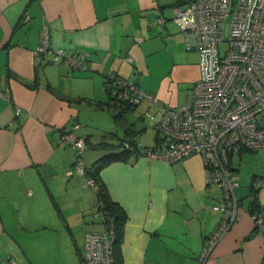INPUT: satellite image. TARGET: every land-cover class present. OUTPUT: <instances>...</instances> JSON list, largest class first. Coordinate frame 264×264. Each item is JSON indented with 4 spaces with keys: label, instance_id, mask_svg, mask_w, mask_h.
Masks as SVG:
<instances>
[{
    "label": "crops",
    "instance_id": "0c3cea01",
    "mask_svg": "<svg viewBox=\"0 0 264 264\" xmlns=\"http://www.w3.org/2000/svg\"><path fill=\"white\" fill-rule=\"evenodd\" d=\"M181 1L0 0V264H40V255L52 254L79 261L85 233L103 230L88 175L75 169L76 150L60 142L62 131L79 124L84 167L119 151L127 126L142 145L156 143L160 110L146 99L114 107L108 74L164 107L191 103L199 55L172 18ZM44 26L51 50L37 54ZM57 49L84 52L85 68L55 61ZM130 110L142 119L139 128ZM121 111L123 122L115 121ZM230 166L238 219L200 262L220 217L211 206L221 197L201 156L166 162L130 155L104 165L101 180L125 214L121 264H264V222L255 225L248 208L255 179L264 178V147L232 153ZM256 202L264 219V186Z\"/></svg>",
    "mask_w": 264,
    "mask_h": 264
},
{
    "label": "built area",
    "instance_id": "2783aa9c",
    "mask_svg": "<svg viewBox=\"0 0 264 264\" xmlns=\"http://www.w3.org/2000/svg\"><path fill=\"white\" fill-rule=\"evenodd\" d=\"M172 18L184 33L186 46L199 55V76L191 103L164 107L152 94L112 73L104 86L111 95L130 103L149 100L161 112L155 124L156 143L149 147L135 139L134 145L125 142L126 148L134 147L136 156L166 162L197 153L203 160L207 182L220 189L221 197L211 206L220 217L204 239L199 256L204 262L238 219L240 201L234 191L237 181L230 166L232 153L264 147V0H182L173 8ZM222 41L228 43L223 52L219 50ZM50 50L49 32L44 26L35 52L46 54ZM55 55L54 60L65 66L85 68L84 52L57 49ZM0 96L5 97L1 90ZM78 127L74 123L62 131L60 142L76 150L75 169L84 173L86 144L75 133ZM87 183L94 184L90 177ZM261 186L264 178H256L253 189ZM95 216L103 230L85 233L80 264H115L112 217L102 205L95 206ZM251 216L257 226L264 222L259 212Z\"/></svg>",
    "mask_w": 264,
    "mask_h": 264
},
{
    "label": "trees",
    "instance_id": "16d2710c",
    "mask_svg": "<svg viewBox=\"0 0 264 264\" xmlns=\"http://www.w3.org/2000/svg\"><path fill=\"white\" fill-rule=\"evenodd\" d=\"M114 75V74H113ZM115 77H118L114 75ZM121 78V77H120ZM124 81H127L126 79L121 78ZM109 79L108 76L105 77L104 83H108ZM129 82V81H128ZM135 84V83H134ZM109 93V92H108ZM110 95V103L114 107H121V110H125L127 108H132L134 103H130L126 100H122L120 98H117L116 95ZM123 111L118 112L115 114V121H122L123 118L121 116L123 115ZM119 119V120H118ZM123 122V121H122ZM127 133L129 132V136L125 139H123L120 144H117V146L120 145L121 149L119 151L116 150H110L108 153L104 154L100 158H98L92 165L91 168L88 170H85L84 167V172L88 175V177L92 178L93 180V185H90L91 188L93 189L95 193V206L102 205L104 210L107 212L108 215L112 217L113 220V225H114V241H113V246H114V257H115V264H121V256H120V244L122 240V234H123V224L125 221V214L123 210L120 208L118 204L113 202L111 198L109 197L107 190L104 186L103 181L101 180V177L99 175L100 169L108 164L111 161H116V160H126L130 155H135L136 149L133 150L126 148L124 146V143L129 141L132 143V145L135 144V139H137L135 134L131 133V128L129 126L126 127ZM131 134V136H130ZM101 146L107 145L110 146L112 145L110 142H101ZM251 196L252 199L248 203V208L250 213H255L258 212L257 210V202H256V190L252 188L251 191ZM80 259V258H79ZM80 264V260H79Z\"/></svg>",
    "mask_w": 264,
    "mask_h": 264
},
{
    "label": "rangeland",
    "instance_id": "374dc122",
    "mask_svg": "<svg viewBox=\"0 0 264 264\" xmlns=\"http://www.w3.org/2000/svg\"><path fill=\"white\" fill-rule=\"evenodd\" d=\"M225 28H227V24H226V27ZM227 36H228V31L226 29L225 30V39L227 38ZM227 47H228L227 41H222V42L219 43V50L221 52H223L225 49H227ZM133 111L134 110H130L128 112V115L131 117V119H133V121L138 125V128H139L141 125H143L142 119H140V117L135 112H133ZM145 120H146L145 123L150 128L149 125H150V122H151V118H148L147 117ZM149 128H148V130H149ZM89 159H91V156L89 157ZM97 159L98 158H96V160ZM91 165L92 164H89V165L86 164L85 167L89 169L91 167ZM38 262L40 264H79V261L78 260H75V259L74 260L73 259L72 260L71 259L66 260L65 258H62L59 255H55V254L48 255L46 257H43V255H40L38 257Z\"/></svg>",
    "mask_w": 264,
    "mask_h": 264
}]
</instances>
